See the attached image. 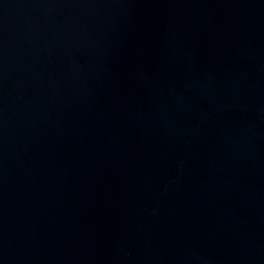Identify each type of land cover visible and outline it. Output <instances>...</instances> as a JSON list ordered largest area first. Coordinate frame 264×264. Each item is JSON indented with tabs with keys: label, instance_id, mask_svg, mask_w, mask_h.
<instances>
[{
	"label": "water",
	"instance_id": "obj_1",
	"mask_svg": "<svg viewBox=\"0 0 264 264\" xmlns=\"http://www.w3.org/2000/svg\"><path fill=\"white\" fill-rule=\"evenodd\" d=\"M0 264H264V0H0Z\"/></svg>",
	"mask_w": 264,
	"mask_h": 264
}]
</instances>
